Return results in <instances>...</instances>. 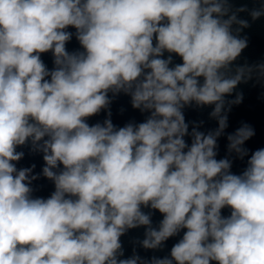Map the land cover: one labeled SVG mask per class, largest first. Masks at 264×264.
<instances>
[{"label":"clouds","instance_id":"obj_1","mask_svg":"<svg viewBox=\"0 0 264 264\" xmlns=\"http://www.w3.org/2000/svg\"><path fill=\"white\" fill-rule=\"evenodd\" d=\"M246 11L230 0H0V264H264V148L244 147L254 129L227 134L217 159L243 94L226 97L264 86V63L234 66ZM249 15L264 16V0ZM69 28L82 50H67ZM109 93L149 115L117 128ZM192 106H211L218 127L189 132ZM102 110L109 118L90 125ZM29 143L54 183L47 199L32 196L35 165L14 163ZM233 156L249 157L241 174ZM140 227L147 250L183 235L170 256L122 259L120 238Z\"/></svg>","mask_w":264,"mask_h":264},{"label":"water","instance_id":"obj_2","mask_svg":"<svg viewBox=\"0 0 264 264\" xmlns=\"http://www.w3.org/2000/svg\"><path fill=\"white\" fill-rule=\"evenodd\" d=\"M230 3L233 11L240 7H246L249 10L238 13L239 19H244L249 22V27L244 28L240 32L241 37L247 38L248 46L243 50L238 60L234 62V66L264 63V16L253 21L249 15V12L252 9H258L261 7V0H230ZM68 31L73 33V37L66 45L67 50L69 52L82 50L79 42L75 38V29L69 28ZM167 55L168 54L166 53L165 56ZM41 59L48 69H53L54 64L51 52L42 54ZM173 62L181 63L182 61L179 57L174 56ZM236 93H242L243 100L239 105H233L231 111L228 113L229 127L225 130V136L218 140L219 148L217 159L223 158L227 155L226 135L233 133L243 123L249 124L255 131V135L246 141L244 145V147L249 150V157L255 150L264 148V86L257 83L255 79L250 80L247 83H241L234 93L231 96L226 97V99H234ZM109 97L111 99V104L109 106L111 112L110 119L117 128L123 127L129 122L137 124L141 123L149 115L148 113H141L140 110L134 109L131 105V98L129 95L120 93L113 96L112 93H109ZM211 111V106H205L203 108H196L195 106L186 107L184 109V115L186 122L189 124V132H191L194 124H200L201 126L198 130L203 132L218 127L217 122L209 117ZM106 118H109L108 110H102L98 115L90 117L87 122L90 125L103 123ZM185 139L189 144L191 143L190 136H186ZM17 151L24 153V156L20 161L14 162L16 163L18 170L35 165L32 175H37L38 178L32 181L30 185L33 189V198H49L55 188L54 183L42 175V168L44 167L42 153L33 152L30 143L18 147ZM249 157H245L243 160L235 158L234 156L231 157L233 159L232 172L234 174H241L247 166V159ZM144 211L148 212L152 210L144 209ZM230 212L231 210L229 208H225L222 210V215L228 216L230 215ZM162 218V215L158 211H153V227H157ZM144 232V227L130 229L120 238L124 252L123 257H121L122 259L131 257L134 252L139 255L142 260H151L152 257L163 258L165 256H170L171 248L182 238L183 235L182 231L179 235L169 238L163 244L162 248L157 250H147L139 243L144 239ZM212 264H215V262H212Z\"/></svg>","mask_w":264,"mask_h":264}]
</instances>
